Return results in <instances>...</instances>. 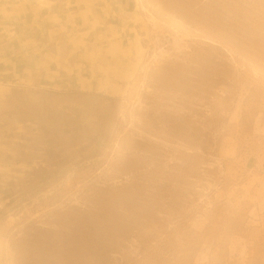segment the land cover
I'll return each instance as SVG.
<instances>
[{
  "label": "rangeland",
  "instance_id": "rangeland-1",
  "mask_svg": "<svg viewBox=\"0 0 264 264\" xmlns=\"http://www.w3.org/2000/svg\"><path fill=\"white\" fill-rule=\"evenodd\" d=\"M12 2L69 24L0 74V264H264V0Z\"/></svg>",
  "mask_w": 264,
  "mask_h": 264
},
{
  "label": "crops",
  "instance_id": "crops-1",
  "mask_svg": "<svg viewBox=\"0 0 264 264\" xmlns=\"http://www.w3.org/2000/svg\"><path fill=\"white\" fill-rule=\"evenodd\" d=\"M12 3V0H7L2 1L0 5V74L4 80L7 82L11 80L18 86L38 83L40 72L51 73L50 68L44 64L43 67L41 61L44 58L42 57L47 56L50 60L47 62L48 65L54 67L55 60L47 48L55 41L50 42V40L56 39V36L61 32L67 31L66 25L69 22H65L58 28L56 23L61 20L60 16L57 18L58 20L52 15L47 18L25 16L16 13L14 11L15 4ZM2 9L5 13L2 12ZM52 61L54 62L52 63ZM65 62L64 58L60 59L61 64Z\"/></svg>",
  "mask_w": 264,
  "mask_h": 264
},
{
  "label": "bare ground",
  "instance_id": "bare-ground-1",
  "mask_svg": "<svg viewBox=\"0 0 264 264\" xmlns=\"http://www.w3.org/2000/svg\"><path fill=\"white\" fill-rule=\"evenodd\" d=\"M32 95V94H31ZM59 96V95H58ZM99 98V97H98ZM71 99V98H70ZM61 100V99H60ZM70 101V100H69ZM50 103V102H49ZM55 104V103H54ZM70 107V106H69ZM122 107V105H121ZM78 108V107H77ZM75 109V108H74ZM18 111V110H17ZM119 111V110H118ZM79 117V116H78ZM118 118V117H117ZM77 120V119H76ZM79 120V119H78ZM28 125V124H27ZM90 125V124H89ZM40 129V128H39ZM41 135V134H40ZM57 146V145H56ZM41 147V146H40ZM107 148V147H106ZM105 148V149H106ZM76 149V148H75ZM45 150V149H44ZM49 150V149H48ZM107 150V149H106ZM53 151H56V150H53ZM71 151V150H70ZM43 153V152H42ZM102 155V154H101ZM24 158V157H23ZM93 158V157H92ZM45 160V159H44ZM97 160V159H96ZM78 161V160H77ZM88 162V161H87ZM91 162V161H90ZM95 162V161H94ZM84 164V163H83ZM6 166V165H5ZM78 166V165H77ZM71 167V166H70ZM76 169V168H75ZM70 171V170H69ZM53 172V171H52ZM71 172V171H70ZM60 174V173H59ZM56 176V175H55ZM19 177V176H18ZM48 178V177H47ZM64 180V179H63ZM65 181V180H64ZM62 182V181H61ZM21 186V185H20ZM26 186V185H25ZM52 192V191H51ZM45 193V192H44ZM10 194V193H9ZM46 194V193H45ZM18 195V194H17ZM48 195V194H46ZM44 196V195H43ZM23 205V204H22ZM4 206V205H3ZM10 207V206H9ZM11 214V213H10Z\"/></svg>",
  "mask_w": 264,
  "mask_h": 264
}]
</instances>
